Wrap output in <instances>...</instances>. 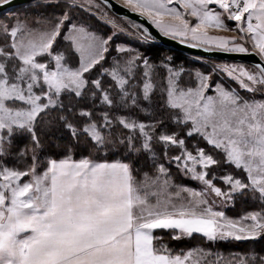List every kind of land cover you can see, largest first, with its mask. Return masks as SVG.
Masks as SVG:
<instances>
[{
    "label": "snow or ice",
    "instance_id": "snow-or-ice-1",
    "mask_svg": "<svg viewBox=\"0 0 264 264\" xmlns=\"http://www.w3.org/2000/svg\"><path fill=\"white\" fill-rule=\"evenodd\" d=\"M176 2L183 11L169 7ZM0 3L7 4L9 0ZM127 3L171 34L190 33L193 40L213 45L222 52L260 57L261 63L252 71L242 66H224L223 70L244 90L264 96V0H127ZM164 14L174 15L179 24H162L158 18ZM184 14L198 22L190 27ZM226 20L237 22L236 30L251 41V51L235 37L208 34L210 27L226 28ZM66 21L70 28L63 27ZM62 28L69 34L62 35ZM0 36L7 38L0 44V131L10 136L14 128L27 129L33 133V143L39 146L35 135L37 121L52 110L64 109L62 95L80 97L89 84L100 92L102 103L109 106L115 103L98 79L87 78L105 59L103 53L108 51L111 36L97 37L85 27L71 24L67 14L42 28L29 29L21 21L0 24ZM58 38L70 43V55L79 53L75 67L67 66L69 55L55 47ZM125 64L124 68L117 63L110 71L105 70L116 81L122 101L130 96L126 89L136 57ZM198 78V86L186 90L170 79L167 103L182 113L177 117L180 122H191L187 135L201 136L212 149L223 154L225 164L244 173L243 179L231 174L209 178V169L220 163L212 154L203 148L193 154L183 147L184 140L176 134L157 135L152 125L120 118V125L138 133L135 138L126 137L130 147L134 139L146 150H151L154 140L180 147L182 151L173 161L201 181L202 190L182 188L173 195L168 191L173 187L170 174L163 165L156 175L145 173L144 180L137 181L129 164L97 162L89 157L78 161L71 156L50 160L39 173L35 154L32 165L25 171L0 164V264H185L193 251L181 256L173 255L163 246L156 247L154 240L159 237L153 235L155 230H176L186 236L198 233L209 240L229 237L240 240L264 233L261 213L246 215L242 219L252 223L240 224L215 211L212 199L215 196L230 201L234 195L249 190L264 198V99L245 100L235 90L221 85L215 86L214 95H208L212 91L208 78L199 74ZM152 88L150 83L143 82L144 99L149 98ZM131 99L135 103L134 95ZM17 102L24 107L10 106ZM79 115L87 118L79 128L68 123L65 116L58 119L74 137L86 136L95 145L104 146L108 141L106 133L112 128L108 114H102L99 122L90 111H81ZM3 142L4 136H0V152ZM25 177L28 179L24 180ZM214 180L222 181L227 188L216 186ZM240 264L248 261L242 260ZM259 264H264V258H259Z\"/></svg>",
    "mask_w": 264,
    "mask_h": 264
},
{
    "label": "trees",
    "instance_id": "trees-1",
    "mask_svg": "<svg viewBox=\"0 0 264 264\" xmlns=\"http://www.w3.org/2000/svg\"><path fill=\"white\" fill-rule=\"evenodd\" d=\"M14 11H25L33 15L41 13L44 16L52 17L68 15L70 20L85 24L90 30L100 34L102 37L109 36V41L105 52V59L102 60L87 74L89 80H99L101 86L106 89L114 98L115 103L112 106L101 102L100 92L91 84L84 90L83 95L77 97L71 94L61 96L64 105L63 110H52L44 117L38 120L35 127V135L39 139V146L33 143V133L29 131H13L10 135V144L5 152L0 153V164L17 170L28 169L32 164V157L35 154L38 161L43 160H61L71 156L74 160H80L83 157H89L97 162H114L121 161L129 164L133 169V175L141 180L145 173H152L155 169L154 160L158 158L159 163L164 164L168 169L170 177L177 184H191V180L181 170V165L173 161V157L179 155L182 149L175 145H165L163 142L154 140L151 144V150L142 148L138 139L133 140V146L130 147L126 137H137L138 133L130 129H125L118 123L120 118H127L128 121L136 123H144L156 127L157 135L161 132L165 134H176L178 139L184 140V148L193 154L198 148H203L206 153H210L220 162V166H213L209 169L210 177H216L231 174L234 177L244 178V173L240 169H236L231 165L224 163V156L221 152L214 150L206 144L201 136L193 134L187 135L191 128V122L182 123L177 119L182 116L178 109L171 108L167 103V92L165 91V74L168 69L173 70L176 75V85L181 89H189L197 87L199 79L196 76L197 71L207 74L210 73V66L206 64L215 62L216 59H201L192 57L171 48H166L156 43L148 34L149 42H142L126 38L125 36L114 33L113 28L91 14L86 9L71 5L65 2H37L35 4L20 7ZM3 14L0 18L6 17ZM68 22H65L67 25ZM64 28H67L65 26ZM62 29V35H65ZM114 33V34H113ZM132 46L134 53L137 55L136 66L132 79L127 86L130 94L125 100L120 99L119 89L116 87V81L105 70H111L115 61L119 60L122 54L127 56V52H119L117 44L125 43ZM59 50L69 55L67 66L75 67L77 63L78 53L76 55L69 54L70 43L58 38L55 45ZM147 61V64L144 63ZM223 61V60H217ZM146 65V67H144ZM51 66V65H49ZM149 68V81L153 86L148 99L143 98L142 86L145 82L143 74ZM169 75V74H168ZM175 77V75H174ZM95 93V95H93ZM131 95L135 96V103H132ZM11 107L21 108L24 105L17 102ZM81 111H90L93 113V119L99 122L102 114L107 113L112 119V128L106 135L111 136L117 142V145L104 148L97 146L86 136L74 137L72 132L64 127V123L58 119L59 116L67 117L68 123L75 125L77 128L82 126L83 122H87L86 117H81ZM34 150V153H33ZM105 152V153H104ZM4 159H3V158ZM45 160V161H46ZM4 163V164H3ZM216 186L226 189L227 185L219 180H214ZM251 191V190H250ZM250 191L244 194H237L233 197L231 206L225 209L227 214H240L245 208L258 207V202L250 198ZM264 215V205L261 206ZM174 230H155L153 235L159 237L154 240L156 247L163 246L173 255L185 254V251L191 249L192 246L202 245L204 248H211L214 253L211 258L221 255V261L224 257L237 258L243 257L248 264H259V258H264V236L256 239L247 240H215L209 243L204 236L200 234L192 235L190 241L175 240L172 236ZM209 245V247L205 246ZM249 258H252L249 260ZM239 259V258H238Z\"/></svg>",
    "mask_w": 264,
    "mask_h": 264
},
{
    "label": "rangeland",
    "instance_id": "rangeland-1",
    "mask_svg": "<svg viewBox=\"0 0 264 264\" xmlns=\"http://www.w3.org/2000/svg\"><path fill=\"white\" fill-rule=\"evenodd\" d=\"M58 1L71 4L72 6L75 5V6H78L79 8L81 7L80 5H83L82 8L86 9L88 12H90L91 14L97 16L99 19H101L106 24L110 25L113 28L114 33H116L118 35H122V36H125L126 38H131L133 40H139V41H142V42H145V41L149 42L150 41V40H148V33L144 29V27H142L138 23L133 22V21H131L129 19L121 18V17L115 15L112 11H110L99 0H93L92 4H89V0H43V1H40V2H58ZM118 1L120 3H122L123 5L129 7L130 9L134 10V11L142 13L140 10H135L131 5H129L127 3V0H118ZM95 5H99V7H96ZM169 7H177L178 10L183 11L182 7L180 6V4L178 2L173 3L172 5H169ZM6 14H7L6 17L0 18V24L13 25L17 21H21L24 24H26L29 29L42 28L44 26H50V23H55L58 19L63 17V16L60 17V16H56V15H54L52 17H48V16L42 15L41 13L33 15V14L27 13L25 11H14V12L11 11V12H8ZM144 15L149 17L147 14H144ZM183 18L189 21V26L190 27L194 26L198 22L196 20V18H193V17H191L188 14H184ZM158 19H160L161 23L165 24V25L175 26V25L179 24V20L174 15L164 14L161 17H159ZM74 20H71V24H75L77 26H83V27H85L87 29L88 32L95 34L97 37L104 38L100 34H97L96 32L90 30L85 24L78 23V22H76ZM150 20L153 22L152 18H150ZM253 22L255 23L256 21L254 20ZM225 23L227 24L226 28H216V27L208 28V34L210 36L235 37L237 39V42L243 41L244 42V46L248 47L250 49V51H251V41L248 39V37L242 36V33H240L239 31L236 30L237 22H230V21L226 20ZM154 24L157 26L156 23H154ZM65 26H67V28L71 27L70 24H67V25L64 24L63 27H65ZM158 28L163 33H165L167 35H170L172 37H175L177 39H181V40H184V41L196 43V44L208 47V48L217 49L213 45L201 44L199 41L193 40L190 33L187 36H180V35L171 34V33L167 32L166 30H164L162 27H158ZM68 34L69 33L66 32L65 36L68 35ZM6 41H7L6 37L0 36V44L5 43ZM121 48L124 49V51H120L119 49H121ZM132 48L133 47L130 46L129 44H126V42L117 44V49L119 50V52H121V53L127 52V56L122 54L121 57L119 58L120 61L119 60L115 61L114 67L118 63L121 68H124L126 66V64H125L126 61H128L132 57H136L137 58V55L134 53V50ZM104 54L105 53H103V55ZM210 60H212V59H210ZM214 61L215 62H210V63L206 64L207 66H210V69H211L210 73L204 74V73H201L200 71H197V73H196L197 78H198V74L208 78L207 79V83L211 86L212 91H209L206 94L214 95L215 94V86L216 85H221V86H223V87H225L227 89L235 90L245 100L252 99V98H254L256 100L264 99V96H261L258 93L257 94H253V93L248 92V91L244 90L243 88H241L240 85H239V82L234 80L232 77L228 76L227 73L223 70L224 66H236V67H241L242 66L243 68L248 69L249 71H252V70H254V66L253 65L248 64V63H240V62L217 61V60H214ZM144 67H146V65H144ZM146 72L148 74L147 77H145V73ZM133 73H134V68L132 69L131 75ZM174 75H175V77H174ZM176 75H177L176 72L174 74L173 70L168 69V72H167V74H165L166 77L164 79L165 82H166V86H165V91L166 92L168 90L169 80L173 79L174 82H175L176 81ZM143 78H144L145 82H148V83L151 84V82L149 81V68H146V71L143 74ZM245 82H247V81L245 80ZM142 89H143V86H142ZM18 130L19 131H29L27 129H21V128H14L13 129L14 132L18 131ZM0 136H4V142H3V145H2L3 146V151L2 152H5V155H6V151H7L8 147H9V144H10V139H9L10 136L7 135V133L3 132V131H0ZM114 141L115 140L111 136H108L107 143L104 146H102V147L107 148L111 144H113L112 147H114V146L117 145V142H114ZM45 160H43L41 162L37 160V164H38L37 172L38 173L42 172V171H44L46 169L49 160H46V161ZM2 161H0V162H2ZM153 162H154V165H155V169H154V171L152 173H148L149 176L156 175L157 174V169H158V167L160 165H163L164 168L167 169L164 164L159 163L158 158H155V160ZM219 166H220V163L218 165H216L215 167L220 169ZM25 170H27V169L20 170V171H25ZM181 170L184 172L182 166H181ZM197 170L199 171L200 169H197ZM168 173H169V171H168ZM186 176L189 177V179L191 180L190 182H191L192 185H190V184H183V185L177 184L176 182H174L173 178L170 177V184L173 187H170L168 189V191L174 195L176 191H179L182 188H184V189H195L197 192L202 190L204 185L202 184L201 181H198V180L194 179L193 178V174H191V173H186ZM134 177L137 179V181H143L144 177H145V174H144V176H143V178L141 180H139V177H137V176H134ZM23 179L26 180V179H28V177H25ZM152 190L155 191L156 189L153 188ZM181 195H185V193L181 192ZM250 198L252 200H255V201L258 202V207L245 208V209H243V212H241L240 214H237V213L227 214V211H225V209H227L228 207L231 206L232 200H230V201L229 200H225L223 197H215V196L212 197V199L214 201L213 209L215 211L223 212L225 217L227 219H229V220L238 222L240 224H251L252 223L251 221H245L242 218L245 217L246 215L250 214V213H261V214H263V212L261 211V206L264 205V198H261V196H260V194L258 192H253V191H250ZM151 202L154 203L155 201L153 200ZM194 234H198V233H194ZM176 235H179L180 238L179 239H175V240H180L182 242L183 241H190V239L192 237V236L182 235L178 231L174 230V232L172 233V236L174 237ZM200 235L203 236V234H200ZM262 236H264V233H262L259 236L254 237V238H247V239H256V238H260ZM205 238L209 242V239L207 237H205ZM227 239L237 240V239H234L232 237L225 238V239H219L218 238L217 240H227ZM247 239H240V240H247ZM240 240H238V241H240ZM214 241L215 240H210L209 243H213ZM205 246L209 247V245H205ZM189 251H193L194 255L192 257H190L189 260L185 262V264H240V261H242V260L246 261V259L243 258V257H241V258L240 257H237V258L224 257V259L221 261V255H216V257L211 258V256H213L214 251L211 248H204V247H202V245H195L194 247L192 246L191 249H188V250L185 251V254L187 252H189ZM183 255L184 254H181V256H183Z\"/></svg>",
    "mask_w": 264,
    "mask_h": 264
},
{
    "label": "water",
    "instance_id": "water-1",
    "mask_svg": "<svg viewBox=\"0 0 264 264\" xmlns=\"http://www.w3.org/2000/svg\"><path fill=\"white\" fill-rule=\"evenodd\" d=\"M43 0H9V3H0V17L3 14L11 12L23 6L31 5ZM101 1L110 11L115 15L129 19L133 22L138 23L147 31V33L153 38V40L163 47L171 48L175 51L183 54L201 58V59H216L230 62L248 63L255 66L261 63V58L254 54L244 53H225L219 49L208 48L196 43L177 39L170 35L163 33L149 17L142 13L134 11L129 7L123 5L118 0H99ZM198 45V46H193Z\"/></svg>",
    "mask_w": 264,
    "mask_h": 264
},
{
    "label": "built area",
    "instance_id": "built-area-1",
    "mask_svg": "<svg viewBox=\"0 0 264 264\" xmlns=\"http://www.w3.org/2000/svg\"><path fill=\"white\" fill-rule=\"evenodd\" d=\"M147 37V36H146Z\"/></svg>",
    "mask_w": 264,
    "mask_h": 264
}]
</instances>
